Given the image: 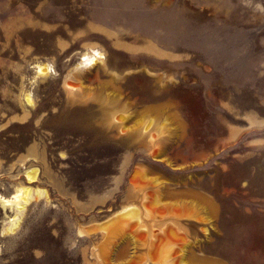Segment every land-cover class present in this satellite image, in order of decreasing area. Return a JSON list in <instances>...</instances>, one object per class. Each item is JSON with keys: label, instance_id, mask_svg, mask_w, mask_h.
<instances>
[{"label": "rangeland", "instance_id": "rangeland-1", "mask_svg": "<svg viewBox=\"0 0 264 264\" xmlns=\"http://www.w3.org/2000/svg\"><path fill=\"white\" fill-rule=\"evenodd\" d=\"M26 185L0 264H107L165 233L170 260L264 264V0H0V194ZM134 205L137 244H102Z\"/></svg>", "mask_w": 264, "mask_h": 264}, {"label": "bare ground", "instance_id": "bare-ground-1", "mask_svg": "<svg viewBox=\"0 0 264 264\" xmlns=\"http://www.w3.org/2000/svg\"><path fill=\"white\" fill-rule=\"evenodd\" d=\"M92 52L93 53L87 52L84 54V56L86 57L85 58L86 61L82 62V64L85 63V66L87 64L88 65L87 68H93L101 62V58H102L101 52H98L97 50H92ZM46 70H47L46 67L38 66V72L45 73ZM27 101L30 103L32 102L30 95L27 96ZM155 156H156V154H155ZM156 158L162 159L164 157L159 156ZM165 161L167 163H169L172 167H175V165L168 158H165ZM37 172H38V170L36 168L29 169L26 172L27 180L29 182L34 181L37 177ZM136 172H140V174L143 173L142 170H139ZM137 175H139V174H136V176ZM157 180L158 179H156V181ZM32 193H33V189L30 186L26 185V186L18 187L17 190L10 197H5V196L0 194V202L5 206H14L15 210H16V213L13 215V217L10 220V226L7 228V231H14L19 226V224L21 222V217H22V214L26 208V205L28 204V202L32 198ZM36 194L40 195V196H44L46 198L48 197V195L46 194L45 191H36ZM170 196L173 197V195H170ZM161 202H162L161 197L156 195L151 200V205L152 206L153 205L159 206L161 204ZM161 211L162 210L159 211V209H158L157 213L159 214V213H161ZM124 219L131 221L127 224L126 227L121 224V222H123ZM142 222H143V220L141 219V210L138 206L134 205V206H129L128 208L127 207L124 208V210L122 212H120L118 215L113 216L109 220L102 222V223L95 224V225H96V227H98L104 231L105 235H104V240L101 242L102 244H109L111 242V240L114 237H116V235L120 234V232L122 230L129 232L132 239H134L132 241V243L137 244L138 240L135 239L136 235H135L134 230H133V227H134L133 223L141 224ZM163 236H162L163 238H157L155 240H154V238L150 239V242H149L148 246L145 248V251L140 252V253H144L146 256V261H144V263H142V264H175L176 261H178L179 264H210L206 260L194 261V260L188 259L187 255H186V246L187 245H185L183 247V249H181L180 255L179 256L177 255V257H178L177 260L174 259L175 260L174 261V260H172L173 258H171V260H170V257L173 254L172 253L173 248L171 247L170 242H169L170 236L166 233ZM103 246L104 245H102V247H101L102 251L107 252L106 248ZM101 257L104 258V260L106 261L107 264H108L107 261L113 262L115 260L118 263V259H115V257L113 255L111 256V255H107V254L103 253L101 255ZM129 258L128 257L122 258L120 260L123 261V260H127ZM174 258H176V257H174ZM110 259H112V260H110Z\"/></svg>", "mask_w": 264, "mask_h": 264}, {"label": "water", "instance_id": "water-1", "mask_svg": "<svg viewBox=\"0 0 264 264\" xmlns=\"http://www.w3.org/2000/svg\"><path fill=\"white\" fill-rule=\"evenodd\" d=\"M154 154V155H153ZM152 154V156L154 157V158H156V157H159V156H165L162 152H155V153H153ZM155 154H156V156H155ZM166 157V156H165ZM157 159V158H156ZM173 163V162H172ZM174 164V163H173ZM175 165V167L177 166L176 164H174ZM136 248V247H135ZM144 261H146V256H145V254L144 253H135V254H133L129 259H127V260H123V261H121V260H118V263L116 262V261H113V262H108V264L109 263H111V264H142V263H144ZM194 262V261H193Z\"/></svg>", "mask_w": 264, "mask_h": 264}]
</instances>
